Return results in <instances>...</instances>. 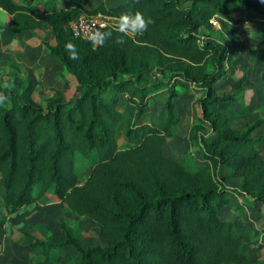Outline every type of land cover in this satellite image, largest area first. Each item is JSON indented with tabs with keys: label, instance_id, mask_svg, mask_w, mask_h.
<instances>
[{
	"label": "trees",
	"instance_id": "trees-1",
	"mask_svg": "<svg viewBox=\"0 0 264 264\" xmlns=\"http://www.w3.org/2000/svg\"><path fill=\"white\" fill-rule=\"evenodd\" d=\"M0 0V9L10 15L13 32L43 22L52 32L47 53L72 76L79 90L64 99L55 91L42 106L34 101L32 80L27 77L19 92L0 86L6 101L0 103V179L2 202L7 214L41 200L46 194L79 216L97 225L104 246L83 247L76 231L60 223L63 240L54 243L34 238L29 247L34 261L73 264H247L242 244L253 237L238 218L222 220L220 209L234 193L264 202L258 182L264 163L250 131L262 123L255 120L242 130H233L217 104L232 102L234 95L217 94L216 82L227 75L231 47L220 46L211 37L217 30L210 22L232 7L259 9V0H126L92 10L75 5H57L43 0ZM140 11L153 21L141 36H126L125 44L113 39L103 47L74 37L67 23L79 14L97 12L118 17ZM105 26L99 30H109ZM201 33L205 35L201 36ZM75 46L76 58L66 45ZM173 59L180 64L173 65ZM157 77L149 91L166 89L162 117L156 122H138L145 107L144 87L150 67ZM208 66L209 71L202 69ZM179 84L193 83L200 92L199 114L188 139L205 163L187 165L182 156L163 155L164 138L177 120L172 78ZM125 96L121 111L119 96ZM123 126V145H117ZM243 164L240 188L219 175L221 165ZM87 169L86 177L79 176ZM0 217V227L3 225ZM57 246L73 250L53 254Z\"/></svg>",
	"mask_w": 264,
	"mask_h": 264
},
{
	"label": "rangeland",
	"instance_id": "rangeland-1",
	"mask_svg": "<svg viewBox=\"0 0 264 264\" xmlns=\"http://www.w3.org/2000/svg\"><path fill=\"white\" fill-rule=\"evenodd\" d=\"M19 2L20 0H14ZM126 0H57V5L71 6L79 3L84 9L92 10L98 3L105 6ZM43 0H35L30 8L38 11ZM10 15L0 9V86L6 90L19 92L27 77L32 80V98L42 106L47 99L59 91L67 99L79 90L64 68L50 56L44 44H53L52 32L47 24L41 22L36 27L13 32L8 24ZM264 5L259 9L232 7L229 14L220 18L217 14L211 16L213 30L211 37L220 46L231 47L234 55L227 63L228 74L216 82V93L234 95V100L212 107L214 112L223 114L233 130H242L257 119L264 118ZM116 21H113L115 24ZM201 36L205 33H201ZM250 58V60H249ZM173 65L180 61L173 59ZM203 71H209L205 66ZM157 69L150 67L144 87L145 107L138 122L152 123L162 117L163 101L166 98L165 87L151 93L149 87L154 84ZM179 78L174 77L170 83L175 92L174 107L177 120L170 125V136L164 138L162 153L165 157L174 159L182 156L187 165L205 163L197 150L190 144L188 132L199 114L197 98L200 92L193 83L179 84ZM125 96L120 95L117 110L121 111ZM123 126L118 127L117 145H123ZM255 141L261 161L264 163V123L255 126L249 133ZM254 168V167H253ZM249 165V169H252ZM243 169L249 170L243 164L221 165L218 173L230 186L240 188L245 176ZM262 171V172H261ZM256 183L264 189V168ZM88 173L85 169L79 176L82 181ZM0 217L3 225L0 227V264H73L59 261H34L32 256L37 253L29 247L34 238L59 243L63 240V232L59 224L64 223L77 233L78 242L83 247L104 246L105 240L98 234L97 225L86 216H79L69 211L63 203L46 194L41 200L23 206L18 212L7 214L2 202V183L0 179ZM222 220L238 218L253 232L250 241L242 244V250L248 257L247 264H264V202L250 199L244 193H234L229 202L219 211ZM53 254H68L73 250L69 247L57 246Z\"/></svg>",
	"mask_w": 264,
	"mask_h": 264
},
{
	"label": "clouds",
	"instance_id": "clouds-1",
	"mask_svg": "<svg viewBox=\"0 0 264 264\" xmlns=\"http://www.w3.org/2000/svg\"><path fill=\"white\" fill-rule=\"evenodd\" d=\"M264 3V0H259ZM116 22L107 31L96 30L90 35V43L97 47H103L105 43L113 39V34L118 33L114 39L115 44L123 45L127 41L124 39L126 36H141L148 31L149 26L152 24L151 18H146L140 11L136 12H122L115 18ZM66 50L71 52V58H76L75 46L69 43L66 45ZM6 97L0 93V103L6 101Z\"/></svg>",
	"mask_w": 264,
	"mask_h": 264
},
{
	"label": "built area",
	"instance_id": "built-area-1",
	"mask_svg": "<svg viewBox=\"0 0 264 264\" xmlns=\"http://www.w3.org/2000/svg\"><path fill=\"white\" fill-rule=\"evenodd\" d=\"M115 17L107 16L99 12L95 14L82 13L69 21L66 25L74 37L90 41L92 32L102 27L114 25Z\"/></svg>",
	"mask_w": 264,
	"mask_h": 264
},
{
	"label": "crops",
	"instance_id": "crops-1",
	"mask_svg": "<svg viewBox=\"0 0 264 264\" xmlns=\"http://www.w3.org/2000/svg\"><path fill=\"white\" fill-rule=\"evenodd\" d=\"M261 21H264V18L263 19H260ZM233 55H234V49L232 50V57H233ZM232 59V58H231ZM249 60H250V58H249ZM228 74V73H227ZM224 77H226V76H224Z\"/></svg>",
	"mask_w": 264,
	"mask_h": 264
}]
</instances>
